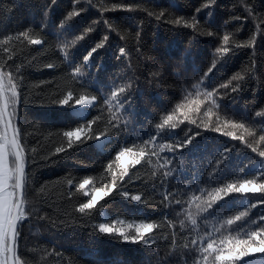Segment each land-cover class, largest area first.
<instances>
[{
  "label": "trees",
  "instance_id": "1",
  "mask_svg": "<svg viewBox=\"0 0 264 264\" xmlns=\"http://www.w3.org/2000/svg\"><path fill=\"white\" fill-rule=\"evenodd\" d=\"M0 73L8 98L9 76L19 94L9 104L25 160L16 264H219L209 241L226 252L264 230V192L228 191L264 183V0H0ZM81 95L93 104L75 105ZM169 115L177 127L159 128ZM78 127L84 142L57 154ZM124 149L145 156L121 181ZM114 174L117 190L81 213ZM142 223L154 225L149 242H133ZM228 264H264V253Z\"/></svg>",
  "mask_w": 264,
  "mask_h": 264
},
{
  "label": "snow or ice",
  "instance_id": "2",
  "mask_svg": "<svg viewBox=\"0 0 264 264\" xmlns=\"http://www.w3.org/2000/svg\"><path fill=\"white\" fill-rule=\"evenodd\" d=\"M214 2V0H213ZM206 7H210V5H205ZM197 11H200L198 9ZM79 13L76 12H70L68 14L69 18H71L74 15H78ZM164 13L162 12L160 16H157V19H160ZM179 23V21H177ZM228 38L225 37V40ZM33 44H41L42 41L40 40H33ZM102 47V45H96L95 48H93L89 55L86 56L84 59L85 61H88L92 55L93 52H95L97 49ZM7 52L8 49H5ZM120 53H124V49L121 48ZM218 52H221L223 54L229 53V48L224 47L217 49ZM48 67H53V65H48ZM215 67V64H213L212 68H209L208 73H205L207 76L212 69ZM79 72V69L76 70ZM235 79V78H234ZM10 80V90H11V96L8 98L7 101L4 102V105L2 108H0V122L4 121L5 117V111L9 107V102L12 100H15L18 102L19 100V94L15 90V85L11 84V77L9 76ZM226 87V86H225ZM239 88H232L233 92L238 91ZM3 74L0 73V97L3 96ZM121 93L124 92V89H119ZM116 93H113V96H115ZM208 96H211L212 93H207ZM94 97L92 99L87 98L86 96H79L75 99L74 104L75 105H92L94 101ZM73 100V94L72 92H68L67 96H65L63 99L59 101L60 105H68L70 104V101ZM198 110V105H197ZM257 115H264V112L257 113ZM10 123V120L9 122ZM6 127L8 124L5 125ZM91 126V122H89V127ZM165 126H168L170 129H174L177 127V123L174 122V118L172 115L167 116L163 120V123L158 125L159 128L163 129ZM240 127H243L242 125ZM85 133V129L82 127L74 128L68 131L63 132V136L67 138V148H65L63 145L56 147L55 152L57 154L67 151V149L72 148L77 143H83V136ZM228 135H232L231 133H227ZM240 139H243V137H240ZM261 140H264V136L260 138ZM255 151V149H253ZM128 155L132 156L133 158L129 160L128 164L124 163L123 158ZM261 157H264V151H261L259 153ZM12 156L14 157V167L9 168L7 166L8 164V157ZM145 156V153L143 151L133 154L130 149H124L120 151L116 156V161L119 164V167L121 171L118 174L119 180L123 181L124 177L128 175V168L130 165H136L140 164L141 158ZM111 167V165L109 166ZM26 182V175H25V160L24 155L21 150V146L18 143L15 134L13 135L11 140H6L5 143H0V264H8L7 261V254H11L13 257L12 264H15V247H16V240L18 237V223L22 222L25 219V213L23 211V201L21 199L23 194V189L25 187ZM72 182L69 181V184ZM91 181L89 179H84L82 182L79 183L80 189H85L86 186L90 185ZM114 190H117V175H113L112 183L110 186L105 187H95L91 190V198L86 202L80 205L79 211L83 213L85 209H92L94 206L97 205L98 201L103 200L105 197H108L110 194L113 193ZM228 191L229 192H264V183L260 184L259 187H256L252 181L245 180L243 183H241L238 187L235 185H228ZM20 193L18 195L17 193ZM88 193H85L87 195ZM122 195L128 197L129 194L127 191H124L121 193ZM131 199L135 201H141V197L139 195H134L130 197ZM167 198V197H166ZM221 196L219 192L216 193L215 196L212 197L211 202L207 204V207L211 208L212 204H214L216 201L220 200ZM247 213H241L240 215L236 216L234 219L235 221H240L243 216H245ZM261 220H264V217H261ZM192 223L195 224L196 221L193 219ZM234 223V220H228L227 224L232 225ZM255 223V222H254ZM154 225L152 223H142L139 225V227L136 229V235L131 237V240L133 242H149L148 233H150L153 229ZM99 232L104 234H112V233H118L119 235L124 237V240H129V236L124 235L122 229H117L110 227L108 224L101 223L99 225ZM262 232L264 230H261L257 228L256 231H251L248 233V239L247 240H236L235 242L229 240L227 241L228 248L225 252L222 248H214L213 242L209 241L207 243V247L203 248L204 253H210L215 252L217 253L215 255V261L219 262V264H228L229 261H235L239 257H246L250 253L255 252H261L264 253V238H260L262 236ZM196 241H193V244H195ZM221 243H224L223 241ZM233 249H236L237 251H233ZM204 259L207 261L208 256L205 255Z\"/></svg>",
  "mask_w": 264,
  "mask_h": 264
},
{
  "label": "water",
  "instance_id": "3",
  "mask_svg": "<svg viewBox=\"0 0 264 264\" xmlns=\"http://www.w3.org/2000/svg\"><path fill=\"white\" fill-rule=\"evenodd\" d=\"M3 89H4V91H3L2 101H3V105H4V102L8 100V96H7L4 84H3ZM9 120H10V123H8ZM5 121H6V124H8L7 129H8L9 139L11 140L14 134H15L16 139H17L15 126H14V123H13V120H12V116H11L10 104H9V107L5 111ZM17 141H18V139H17ZM17 194L20 195L19 192ZM23 194H24V189H23ZM23 194H22V197H21L22 201H23ZM15 257H16V252H15ZM7 260H8V264H12L13 257L11 256V254H8V259ZM15 264H16V259H15Z\"/></svg>",
  "mask_w": 264,
  "mask_h": 264
},
{
  "label": "crops",
  "instance_id": "4",
  "mask_svg": "<svg viewBox=\"0 0 264 264\" xmlns=\"http://www.w3.org/2000/svg\"><path fill=\"white\" fill-rule=\"evenodd\" d=\"M8 138H9V135H8L7 127L5 126L4 121H2V122H0V143H5L6 140H8ZM7 166L9 168H12L13 167L12 164H11V161H10V156L8 157V164H7ZM7 259H8V254H7Z\"/></svg>",
  "mask_w": 264,
  "mask_h": 264
},
{
  "label": "rangeland",
  "instance_id": "5",
  "mask_svg": "<svg viewBox=\"0 0 264 264\" xmlns=\"http://www.w3.org/2000/svg\"><path fill=\"white\" fill-rule=\"evenodd\" d=\"M10 102H11V109H12V111H14V104H15L16 101L12 100ZM17 264H20V262L18 261Z\"/></svg>",
  "mask_w": 264,
  "mask_h": 264
},
{
  "label": "bare ground",
  "instance_id": "6",
  "mask_svg": "<svg viewBox=\"0 0 264 264\" xmlns=\"http://www.w3.org/2000/svg\"><path fill=\"white\" fill-rule=\"evenodd\" d=\"M252 78H253V77H252ZM248 79H250V78H248ZM254 79H255V78H254ZM257 79H258V77H257ZM246 81H247V79L245 80V82H246ZM248 81H249V80H248ZM248 81H247V82H248ZM243 82H244V81H243ZM243 86H244V85H243ZM239 88H240V87H239ZM169 234H170V233H169Z\"/></svg>",
  "mask_w": 264,
  "mask_h": 264
}]
</instances>
